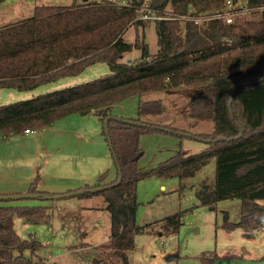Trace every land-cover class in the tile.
Wrapping results in <instances>:
<instances>
[{
  "label": "trees",
  "instance_id": "1",
  "mask_svg": "<svg viewBox=\"0 0 264 264\" xmlns=\"http://www.w3.org/2000/svg\"><path fill=\"white\" fill-rule=\"evenodd\" d=\"M122 1L41 5L31 19L0 27V90L33 91L78 76L99 63L110 70L109 75L91 82L1 106L0 139L27 130L44 131L73 115L98 117L116 177L101 183L108 177L103 175L94 185L79 190L85 194L78 197L105 199L111 216V239L106 248L123 264H129L136 237L155 232L152 225L160 226L168 236L178 235L184 226L181 210L140 226L138 184L152 178H194L213 159L215 184L204 182L196 197L202 206L211 207L240 199V222L232 223L225 214L223 227L231 231L241 228L245 236L252 237L264 227V205L259 203L264 201V10H257L264 8V0H243L252 14L240 16L232 24L211 17L201 26L181 18L215 16L227 0H150L147 5L164 18L154 21L156 54L150 53L146 43L150 21L140 18L144 0ZM131 28L136 32L133 43L125 40ZM134 50L141 52L139 59L124 62L125 55ZM200 83L208 86L191 97L189 109L193 119L213 122L214 131L207 135L142 122L141 116L163 114L161 100L141 102L137 119L120 118L112 112L114 106L152 91L169 93ZM154 133L197 140L207 150L187 157L179 153L158 169L141 173L139 160L134 159L143 156L141 138ZM28 195H36L39 201L56 196L40 192L36 183ZM17 201L0 200V264H46V247L33 238L21 239L15 218L42 222L48 214L41 206H17Z\"/></svg>",
  "mask_w": 264,
  "mask_h": 264
},
{
  "label": "rangeland",
  "instance_id": "2",
  "mask_svg": "<svg viewBox=\"0 0 264 264\" xmlns=\"http://www.w3.org/2000/svg\"><path fill=\"white\" fill-rule=\"evenodd\" d=\"M74 1L83 4L103 0H0V27L31 19L38 6L67 7ZM149 1L144 0V4ZM209 16L199 14L197 18L206 19ZM150 25L146 30V43L150 53L156 54L159 46L154 21H150ZM181 26L184 29L185 24L182 23ZM135 37L134 28L126 31L127 42L133 43ZM140 55L139 50H134L123 61H133ZM109 74L108 65L99 63L78 76L63 78L33 91L2 89L0 107L91 82ZM207 86L208 83H200L179 87L169 93L152 91L141 98H132L114 106L112 112L120 118L137 119L140 117L138 108L141 102L161 100L163 114L141 116L142 122L207 135L214 131L213 122L193 119L189 109L191 97L200 94ZM140 146L143 156L138 162V170L141 173L158 169L162 163L179 153L187 157L207 150L205 143L165 133L144 135ZM215 176L216 161L213 159L194 178L167 180L166 191L160 190L161 181L156 178L138 184L139 201L143 208L141 226L154 223V218L162 220L180 209L183 212L184 226L178 235L160 236L163 233L160 226L152 225L155 229L153 234L136 237L135 249L128 254L129 264H211L215 257L218 259L214 264H264V227L252 237L245 236L241 228L231 231L223 227L225 214L232 223L240 222V199L224 200L213 207L202 206L197 199L196 192L203 183L214 185ZM109 181L110 178L107 177L101 183ZM14 203L17 206H32L31 208L41 206L48 214L47 220L42 222L15 218V229L21 239L33 238L46 247L43 254L46 264H123L119 257L106 248L111 239V216L102 196H76L60 200L45 197L43 201L18 200ZM259 203L264 205V201ZM24 255L31 257V252L25 251Z\"/></svg>",
  "mask_w": 264,
  "mask_h": 264
},
{
  "label": "crops",
  "instance_id": "3",
  "mask_svg": "<svg viewBox=\"0 0 264 264\" xmlns=\"http://www.w3.org/2000/svg\"><path fill=\"white\" fill-rule=\"evenodd\" d=\"M33 132L0 139V195H28L36 183L40 192L60 196L94 185L105 174L115 179L116 167L98 117L73 115ZM165 182L160 183L162 192ZM141 209L140 203L139 225Z\"/></svg>",
  "mask_w": 264,
  "mask_h": 264
},
{
  "label": "built area",
  "instance_id": "4",
  "mask_svg": "<svg viewBox=\"0 0 264 264\" xmlns=\"http://www.w3.org/2000/svg\"><path fill=\"white\" fill-rule=\"evenodd\" d=\"M258 11H263L264 8L257 9ZM252 11L243 0H227L225 7L215 16H211L214 19L224 20L228 24H232L234 20L240 16L251 15ZM210 16L208 18H197L192 16H184L181 19L183 21H193L196 25L201 26L205 20L212 19ZM140 18L143 21H156L162 20L164 18L160 17L155 10L151 9L147 4H142L140 7ZM26 134H32L33 131L27 130Z\"/></svg>",
  "mask_w": 264,
  "mask_h": 264
},
{
  "label": "water",
  "instance_id": "5",
  "mask_svg": "<svg viewBox=\"0 0 264 264\" xmlns=\"http://www.w3.org/2000/svg\"><path fill=\"white\" fill-rule=\"evenodd\" d=\"M85 1H88V0H85ZM167 131H169V130H167ZM141 157H142V154H139L134 160L135 161L140 160ZM121 180L122 179H120V182H121ZM83 194H85V191H79V192L67 194L64 196H55V197H48V198H49V200L50 199H54V200L57 199L58 200V199H63V198H72V197L80 196ZM25 199L26 200H35V199H37V196L36 195H20V196H6V197L0 196V200H25Z\"/></svg>",
  "mask_w": 264,
  "mask_h": 264
}]
</instances>
